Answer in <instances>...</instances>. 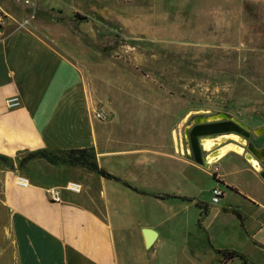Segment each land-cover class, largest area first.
<instances>
[{
	"label": "crops",
	"instance_id": "0c3cea01",
	"mask_svg": "<svg viewBox=\"0 0 264 264\" xmlns=\"http://www.w3.org/2000/svg\"><path fill=\"white\" fill-rule=\"evenodd\" d=\"M16 2L0 0L6 17L0 39V264H213L215 251L224 250L240 253L247 264H264L260 168L234 152H224L209 168L197 164L181 144L188 114L182 125L180 118L156 120L145 138L148 128L135 130L139 116L126 106L111 109L109 123L96 121L98 109L75 64L35 34L11 26L24 14ZM51 8H59L57 0H38L40 11ZM36 81L45 93L34 100L29 92ZM11 97L19 98V108L5 107ZM187 147L191 153L189 141ZM77 149H92L98 167L120 181L42 159L14 168L29 153ZM65 171L89 179H73L81 194L63 190L72 182L59 181ZM199 172L211 177L210 191L222 190L217 205L198 200ZM17 175L29 180L27 188L15 185ZM53 188L61 190L60 203L50 201ZM223 209L240 214L243 227ZM146 230L155 233L150 245ZM120 234L128 238L117 240Z\"/></svg>",
	"mask_w": 264,
	"mask_h": 264
},
{
	"label": "rangeland",
	"instance_id": "374dc122",
	"mask_svg": "<svg viewBox=\"0 0 264 264\" xmlns=\"http://www.w3.org/2000/svg\"><path fill=\"white\" fill-rule=\"evenodd\" d=\"M57 2L60 9L37 7L33 14L17 0L24 14L11 26L16 31L17 22L29 19V26L18 31L64 52L79 70L91 105L104 111L103 123H109L111 109L126 106L139 116L133 128H148L140 132L145 138L156 120L180 118L182 125L188 114L186 123L192 124L197 116L221 113L260 135L255 131L264 128V0ZM29 93L35 100L45 87L36 81ZM58 176L59 181H89L71 171ZM196 184L198 200L209 201L211 177L199 172ZM15 196L27 206L20 194Z\"/></svg>",
	"mask_w": 264,
	"mask_h": 264
},
{
	"label": "bare ground",
	"instance_id": "6f19581e",
	"mask_svg": "<svg viewBox=\"0 0 264 264\" xmlns=\"http://www.w3.org/2000/svg\"><path fill=\"white\" fill-rule=\"evenodd\" d=\"M223 120H230L237 125L239 128V132L231 131L226 134L217 135L214 137H199L198 143L201 148V151L204 153L203 155V165L206 168H209L211 164L216 163L220 158L223 157V153L234 152L239 155H243L242 157L247 160V162L257 171H259V165L257 161L253 158V156L249 153L245 152L246 149V137L243 135L248 132L247 128L243 125H238L239 122L233 119H229L224 114H215L208 116L206 118L203 117H195L194 120H191L192 124H188L184 127L183 141L181 140V144L185 148V152L187 156L191 158V153L189 148L187 147L189 138L188 133L191 129V125H198L203 123L210 122H219ZM184 121V120H183ZM256 133V132H255ZM232 141L233 144H228L227 142ZM190 144V143H189ZM183 152V151H182ZM185 153L183 152V155Z\"/></svg>",
	"mask_w": 264,
	"mask_h": 264
},
{
	"label": "trees",
	"instance_id": "16d2710c",
	"mask_svg": "<svg viewBox=\"0 0 264 264\" xmlns=\"http://www.w3.org/2000/svg\"><path fill=\"white\" fill-rule=\"evenodd\" d=\"M33 159H42L50 165L64 164L69 167H80L106 180H111L116 182L120 181L116 177L112 176L111 174L107 173L105 170L98 167L92 149L59 151L56 154L47 153L45 151H37V152L29 153L25 155L23 158H21V160L19 161V165H24L25 163ZM123 185L129 189H132L126 183H123ZM132 190L137 192L135 189ZM160 198L165 199L171 197L162 196ZM200 208L203 211V215H205V211H206L205 207L200 206ZM223 211L234 215L237 219H239L241 226L243 227V219L241 218L240 214H238L235 210L223 209ZM252 242L253 244L258 246L256 242L254 241ZM215 252L217 254V262L219 264H227L228 262H231L233 260H238L242 264H247V260L245 259V257L235 251L224 250V251H215Z\"/></svg>",
	"mask_w": 264,
	"mask_h": 264
},
{
	"label": "water",
	"instance_id": "95a60500",
	"mask_svg": "<svg viewBox=\"0 0 264 264\" xmlns=\"http://www.w3.org/2000/svg\"><path fill=\"white\" fill-rule=\"evenodd\" d=\"M238 125L241 126L242 124L238 123ZM231 131L239 132V128L230 120L194 125L188 133L191 156L193 160L197 164L203 165V152L201 151L198 143L199 137H214L217 135L229 133ZM255 132L256 134H260V137L252 138V143L247 147V151L257 161L260 168L259 177L264 181V147H260V144L264 143V128H260ZM243 135L246 138H249L248 134L244 133ZM145 233L148 238V244L150 245L153 241V238L155 237V233L150 230H146Z\"/></svg>",
	"mask_w": 264,
	"mask_h": 264
},
{
	"label": "built area",
	"instance_id": "2783aa9c",
	"mask_svg": "<svg viewBox=\"0 0 264 264\" xmlns=\"http://www.w3.org/2000/svg\"><path fill=\"white\" fill-rule=\"evenodd\" d=\"M127 1H133V0H127ZM19 2L27 7L30 12L33 14L35 13L37 7H38V0H19ZM5 19L6 17L3 16L0 13V39L2 37V29L5 26ZM17 29L18 30H24L29 26L30 20L29 19H24L21 22H17ZM20 100L18 97H11L8 98L5 101V107L7 109H17L20 106ZM93 118L98 121V122H104L106 120V115L104 111L102 110H95L93 111ZM14 183L17 187L19 188H27L29 186V180L21 175H17L14 178ZM63 190L67 193L73 194V195H79L81 194L83 187L80 183L78 182H68L64 187ZM222 190L220 187L215 186L214 188L211 189L210 191V203L212 205H217L221 198H222ZM49 196H50V201L53 203H60L61 202V190L58 188H53L49 191Z\"/></svg>",
	"mask_w": 264,
	"mask_h": 264
},
{
	"label": "flooded vegetation",
	"instance_id": "af4514ba",
	"mask_svg": "<svg viewBox=\"0 0 264 264\" xmlns=\"http://www.w3.org/2000/svg\"><path fill=\"white\" fill-rule=\"evenodd\" d=\"M246 134L249 135V138H246V139H245V140H246V149H245V152H246V153H249V152L247 151V147L252 143V138H253V137L258 138V137H260V136H259V135H254V134H249V133H247V132H246ZM260 147H264V143H261V144H260Z\"/></svg>",
	"mask_w": 264,
	"mask_h": 264
}]
</instances>
